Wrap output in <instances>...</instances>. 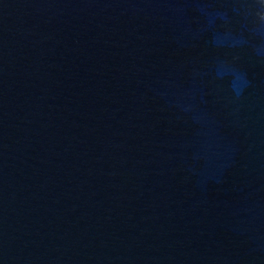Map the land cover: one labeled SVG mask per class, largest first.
I'll list each match as a JSON object with an SVG mask.
<instances>
[{
	"label": "water",
	"instance_id": "95a60500",
	"mask_svg": "<svg viewBox=\"0 0 264 264\" xmlns=\"http://www.w3.org/2000/svg\"><path fill=\"white\" fill-rule=\"evenodd\" d=\"M0 264H264V0H0Z\"/></svg>",
	"mask_w": 264,
	"mask_h": 264
}]
</instances>
